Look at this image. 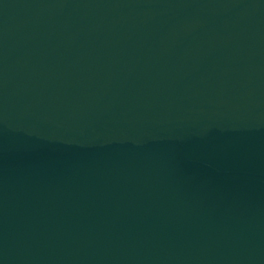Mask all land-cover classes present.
I'll return each instance as SVG.
<instances>
[{
	"label": "water",
	"instance_id": "1",
	"mask_svg": "<svg viewBox=\"0 0 264 264\" xmlns=\"http://www.w3.org/2000/svg\"><path fill=\"white\" fill-rule=\"evenodd\" d=\"M0 264H264V0H0Z\"/></svg>",
	"mask_w": 264,
	"mask_h": 264
}]
</instances>
